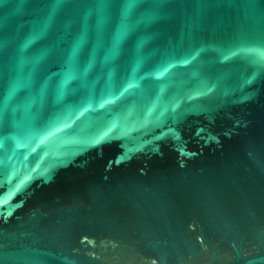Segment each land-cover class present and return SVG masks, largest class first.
<instances>
[{
  "label": "water",
  "instance_id": "1",
  "mask_svg": "<svg viewBox=\"0 0 264 264\" xmlns=\"http://www.w3.org/2000/svg\"><path fill=\"white\" fill-rule=\"evenodd\" d=\"M0 106V264H264V0H0Z\"/></svg>",
  "mask_w": 264,
  "mask_h": 264
},
{
  "label": "snow or ice",
  "instance_id": "2",
  "mask_svg": "<svg viewBox=\"0 0 264 264\" xmlns=\"http://www.w3.org/2000/svg\"><path fill=\"white\" fill-rule=\"evenodd\" d=\"M100 3L103 5L105 3V0H100ZM164 73L161 72L160 75H163ZM68 78H71V74H69V77ZM133 85L132 84H129V87H132ZM125 91H127V89H125ZM111 101H105V103H110ZM103 106V105H102ZM3 111V107L0 106V112Z\"/></svg>",
  "mask_w": 264,
  "mask_h": 264
}]
</instances>
